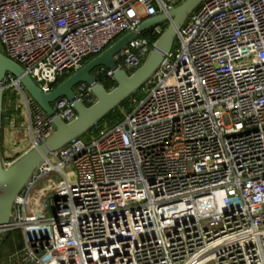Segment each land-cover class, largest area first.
<instances>
[{
    "label": "built area",
    "instance_id": "built-area-1",
    "mask_svg": "<svg viewBox=\"0 0 264 264\" xmlns=\"http://www.w3.org/2000/svg\"><path fill=\"white\" fill-rule=\"evenodd\" d=\"M184 1L0 0V49L50 92ZM147 31L116 56L129 74L163 33ZM93 75L112 79L103 67ZM2 84L29 114L27 148L3 151L9 166L55 126L16 77ZM142 91L120 122L36 170L4 231L22 232L18 264H264V0H206ZM76 93L95 102L90 85ZM53 108L77 117L66 98Z\"/></svg>",
    "mask_w": 264,
    "mask_h": 264
},
{
    "label": "water",
    "instance_id": "water-1",
    "mask_svg": "<svg viewBox=\"0 0 264 264\" xmlns=\"http://www.w3.org/2000/svg\"><path fill=\"white\" fill-rule=\"evenodd\" d=\"M205 1L185 0L171 10L145 20L137 32L125 34L102 54L87 60L78 71L64 79L50 92H43L20 64L10 59L0 49V244L4 231L11 224L16 198L50 153L88 134L107 115L150 82L159 69L164 55L173 49L183 25ZM162 24L168 25L157 39L155 48L149 52L143 65L131 74L120 68L116 56L138 34H143L150 28ZM100 67L112 72V79L116 82L113 89L107 90L103 83L93 75L94 70ZM7 75H12L20 81L25 93L51 118L55 126L54 133L44 143L29 149L9 166H5L3 162L2 151L6 99L2 81ZM81 83L92 86L95 102L90 106H87L77 96L76 87ZM59 98H66L72 103L77 113L73 121L65 122L56 114L53 103Z\"/></svg>",
    "mask_w": 264,
    "mask_h": 264
},
{
    "label": "trees",
    "instance_id": "trees-1",
    "mask_svg": "<svg viewBox=\"0 0 264 264\" xmlns=\"http://www.w3.org/2000/svg\"><path fill=\"white\" fill-rule=\"evenodd\" d=\"M160 26H161V28H162V30L164 32V30L166 29L167 25L166 24H162ZM142 35H144L146 37H150L148 31H147V33L142 34ZM159 37L160 36H156V37L151 38V39L152 40H156ZM63 80H64V78L59 79L58 82L55 84V86H57ZM100 81L103 83V85L106 87L107 90H111V89H113L116 86V82L113 79H111V78L110 79L107 78L106 76H101ZM142 95H143V91L139 90L136 94H134L133 96H131L130 98L125 100L115 111H113L112 113L107 115L88 134L84 135L83 138L88 139L91 134H94V133L98 132L99 130H101L104 127V125H114V124L120 122L123 119V117H124V113H127V112H129L132 109L133 99H135V98L140 99L142 97ZM13 232L14 231L7 232L5 234L4 239L1 242V246L8 247L10 253L18 251V250H20V249H22L24 247L23 235L21 233H19L17 236L15 235V237H11Z\"/></svg>",
    "mask_w": 264,
    "mask_h": 264
},
{
    "label": "crops",
    "instance_id": "crops-1",
    "mask_svg": "<svg viewBox=\"0 0 264 264\" xmlns=\"http://www.w3.org/2000/svg\"><path fill=\"white\" fill-rule=\"evenodd\" d=\"M12 119L17 120L20 123L23 122V124L27 125L29 123L28 110L26 108L17 109L16 105L9 102L6 97L3 118L2 151L11 150L14 155H18L25 148H27L28 142H23V139L19 138V135H17L15 132L10 131L9 126L7 124H9ZM26 139L28 141V138ZM15 252L10 253L8 247L1 246L0 244V264H18V261L12 258Z\"/></svg>",
    "mask_w": 264,
    "mask_h": 264
},
{
    "label": "rangeland",
    "instance_id": "rangeland-1",
    "mask_svg": "<svg viewBox=\"0 0 264 264\" xmlns=\"http://www.w3.org/2000/svg\"><path fill=\"white\" fill-rule=\"evenodd\" d=\"M142 11V10H141ZM166 25H168V24H166ZM145 33H147V31L145 32ZM145 33H143V34H145ZM142 37H146V36H144V35H142ZM147 38H149V37H147ZM142 90V89H141ZM144 96V92H143V95H142V97ZM141 97V98H142ZM7 100L9 101V102H11V103H13L14 105H16V102H17V100H18V96H16V95H11V94H8L7 95ZM6 123V122H5ZM8 126H9V124H7ZM20 125H22V126H20ZM18 126H19V130L18 131H16L15 133L17 134V135H19V138H22L23 139V142H27V139H26V131H25V129H26V124H23V122L22 123H20V122H18ZM10 131H11V129H10ZM11 132H13V131H11ZM99 132V131H98ZM98 132H96V133H94V134H97ZM20 133V134H19ZM4 161V164L7 166L8 164H7V161H5V159H3ZM38 187H41V182H39V184H38ZM19 233H21L22 234V232L20 231V230H17V231H14L13 233H12V235H11V237H15V235L17 236ZM5 237V236H4ZM4 237H3V239H4Z\"/></svg>",
    "mask_w": 264,
    "mask_h": 264
}]
</instances>
